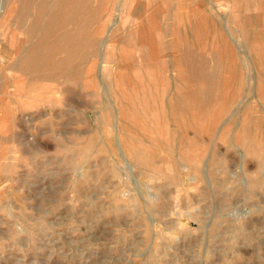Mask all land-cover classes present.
Returning <instances> with one entry per match:
<instances>
[{
    "label": "rangeland",
    "instance_id": "obj_1",
    "mask_svg": "<svg viewBox=\"0 0 264 264\" xmlns=\"http://www.w3.org/2000/svg\"><path fill=\"white\" fill-rule=\"evenodd\" d=\"M0 264H264V0H0Z\"/></svg>",
    "mask_w": 264,
    "mask_h": 264
},
{
    "label": "bare ground",
    "instance_id": "obj_2",
    "mask_svg": "<svg viewBox=\"0 0 264 264\" xmlns=\"http://www.w3.org/2000/svg\"><path fill=\"white\" fill-rule=\"evenodd\" d=\"M52 17H55L57 18V16L54 14L51 15ZM54 19V18H53ZM51 24H53L51 22ZM40 26H41V21L39 20L38 17H36V20L31 24V26H29V29L26 31V40H34L37 38V36H40V37H43V39H47L48 38V35L46 34V32H44L43 30L40 29ZM261 35V34H260ZM54 43V42H53ZM52 43V44H53ZM54 45L56 46V43H54ZM44 46V43L42 44H37L33 49H31V53H37V52H40L42 50V47ZM46 46V45H45ZM29 51V50H27ZM24 66V63L23 62H20L18 65H17V68L19 69L18 71H22L21 70V67ZM125 159V158H124ZM126 160V159H125ZM127 162V161H126Z\"/></svg>",
    "mask_w": 264,
    "mask_h": 264
}]
</instances>
